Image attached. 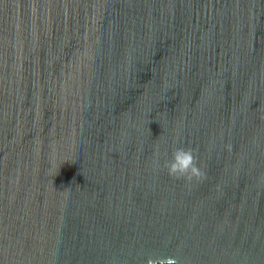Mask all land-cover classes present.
<instances>
[{"label": "water", "instance_id": "obj_1", "mask_svg": "<svg viewBox=\"0 0 264 264\" xmlns=\"http://www.w3.org/2000/svg\"><path fill=\"white\" fill-rule=\"evenodd\" d=\"M163 257L264 264V0H0V264Z\"/></svg>", "mask_w": 264, "mask_h": 264}, {"label": "clouds", "instance_id": "obj_2", "mask_svg": "<svg viewBox=\"0 0 264 264\" xmlns=\"http://www.w3.org/2000/svg\"><path fill=\"white\" fill-rule=\"evenodd\" d=\"M169 176L177 179L183 178L186 181H200L205 179L206 174L202 168L194 162V156L191 149L176 148L171 153L170 159L164 162ZM150 264H176L174 257L157 258Z\"/></svg>", "mask_w": 264, "mask_h": 264}]
</instances>
